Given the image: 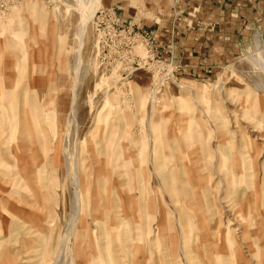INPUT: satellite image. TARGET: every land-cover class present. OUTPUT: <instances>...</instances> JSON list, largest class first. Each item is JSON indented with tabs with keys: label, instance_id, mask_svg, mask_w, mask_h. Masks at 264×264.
Segmentation results:
<instances>
[{
	"label": "rangeland",
	"instance_id": "rangeland-1",
	"mask_svg": "<svg viewBox=\"0 0 264 264\" xmlns=\"http://www.w3.org/2000/svg\"><path fill=\"white\" fill-rule=\"evenodd\" d=\"M156 1L0 0V264H264V30L187 47L183 0ZM102 6L174 81L101 65Z\"/></svg>",
	"mask_w": 264,
	"mask_h": 264
},
{
	"label": "crops",
	"instance_id": "crops-1",
	"mask_svg": "<svg viewBox=\"0 0 264 264\" xmlns=\"http://www.w3.org/2000/svg\"><path fill=\"white\" fill-rule=\"evenodd\" d=\"M154 1L156 7L159 2ZM159 1L170 6L167 10H170L172 15L173 0ZM183 2L188 15L182 27L188 32L187 40L184 42L187 47L223 49L232 46L235 49H242L252 42L251 40H256L259 32L264 30V0H183ZM200 20L207 25L201 30L197 27Z\"/></svg>",
	"mask_w": 264,
	"mask_h": 264
},
{
	"label": "built area",
	"instance_id": "built-area-1",
	"mask_svg": "<svg viewBox=\"0 0 264 264\" xmlns=\"http://www.w3.org/2000/svg\"><path fill=\"white\" fill-rule=\"evenodd\" d=\"M178 1V0H177ZM174 0V5L175 2ZM174 7V6H173ZM175 14H178L175 10ZM136 22L127 25L115 6H102L94 17L96 48L101 65L106 70L119 67V74H133L146 69L153 72L158 85L164 80H175V65L169 64L157 51V41L147 30L138 31ZM144 42L145 55L138 52V44ZM161 77V78H158Z\"/></svg>",
	"mask_w": 264,
	"mask_h": 264
},
{
	"label": "bare ground",
	"instance_id": "bare-ground-1",
	"mask_svg": "<svg viewBox=\"0 0 264 264\" xmlns=\"http://www.w3.org/2000/svg\"><path fill=\"white\" fill-rule=\"evenodd\" d=\"M94 3L95 2H92L91 3V6L93 5L94 6ZM93 12V10H91V13ZM94 13H92V15H93ZM91 17V16H90ZM92 18V17H91ZM88 20V19H87ZM87 23H88V21H86V20H83L82 21V24H81V27H80V30H79V35H80V38H81V44L83 43V36H84V32H85V30H86V26H87ZM81 48V47H80ZM260 53V52H259ZM262 58V59H261ZM80 61H82V58H81V56H80V54H79V56H78V62H80ZM254 61H256V63L258 62L260 65H261V67H263L264 68V55H261V53L256 57L255 56V60ZM77 65V64H76ZM78 69V68H77ZM73 114H75V111H73ZM72 176H73V182H74V184H75V187H76V191H77V199H76V207L79 205V203L81 204V188H82V185H81V181H80V174H79V172H78V169H77V163H76V161L74 160V164H73V166H72ZM85 174V173H84ZM82 175H83V172H82ZM83 178V177H82ZM85 178V177H84ZM86 181V180H85ZM83 189V188H82ZM78 209V208H77ZM77 211H79V209L77 210ZM73 224V223H72ZM75 226V224H73L72 225V228ZM72 231V230H71ZM67 246V245H66ZM66 246L65 245H63L62 246V248L61 249H64V248H66ZM70 249V248H69ZM60 256V255H59ZM74 264H75V262H74Z\"/></svg>",
	"mask_w": 264,
	"mask_h": 264
}]
</instances>
